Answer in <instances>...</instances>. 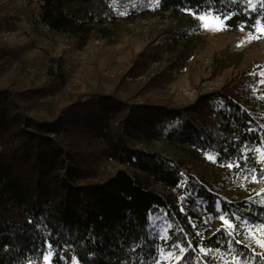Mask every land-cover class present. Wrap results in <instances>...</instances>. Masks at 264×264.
Listing matches in <instances>:
<instances>
[{"label": "trees", "instance_id": "trees-1", "mask_svg": "<svg viewBox=\"0 0 264 264\" xmlns=\"http://www.w3.org/2000/svg\"><path fill=\"white\" fill-rule=\"evenodd\" d=\"M25 1L33 26L81 46L121 22L174 17L166 42L125 62L138 77L196 55L200 14L228 17L226 32L264 28V0ZM240 57L225 50L216 66ZM2 67L0 264H264V62L183 105L150 94L164 80L131 91L122 74L55 107L62 57H47L39 87L4 81Z\"/></svg>", "mask_w": 264, "mask_h": 264}, {"label": "rangeland", "instance_id": "rangeland-1", "mask_svg": "<svg viewBox=\"0 0 264 264\" xmlns=\"http://www.w3.org/2000/svg\"><path fill=\"white\" fill-rule=\"evenodd\" d=\"M25 11L30 12L25 0H0V64L4 70L3 79L23 82L25 87H39L46 84L47 57H62L68 71V84L55 97V107L103 84H106L104 88L113 89L122 74L124 76L120 80H124L123 85L131 91L136 90L141 81L147 82L149 87L158 80H164L160 89L149 90L151 95L177 105L189 104L200 93L220 89L231 82L248 64L264 62L263 27H259L255 34L226 32L225 19L210 12L197 16L206 33V43L184 67H177L169 61L154 62L153 73L131 76L127 75V70L124 71L127 59L145 46L155 47L166 42L178 26L174 17L160 15L121 22L114 27L110 37H95L86 46H81L70 35H59L37 24L33 26L27 13L24 15ZM4 48L11 50L19 59L12 56L8 61L9 51ZM225 50L230 53L239 51L240 61L236 60L237 63L227 68L216 66ZM217 209H221L219 202ZM152 220L154 224L158 221ZM212 220V216L205 217V221ZM160 231L166 233L167 229L161 226ZM260 242L264 244L262 239ZM44 263L49 264V256Z\"/></svg>", "mask_w": 264, "mask_h": 264}, {"label": "snow or ice", "instance_id": "snow-or-ice-1", "mask_svg": "<svg viewBox=\"0 0 264 264\" xmlns=\"http://www.w3.org/2000/svg\"><path fill=\"white\" fill-rule=\"evenodd\" d=\"M225 19H228V17H224ZM202 19H203V17H202ZM208 25H205V27H207ZM262 75H264V73H262ZM262 83H264V81H261ZM209 159H215V157H213V156H209ZM262 159H264V157H262ZM229 167H231V165H229ZM221 219H224L223 217H221ZM227 223V222H226ZM262 246H264V244H262ZM182 251H183V249H182Z\"/></svg>", "mask_w": 264, "mask_h": 264}]
</instances>
